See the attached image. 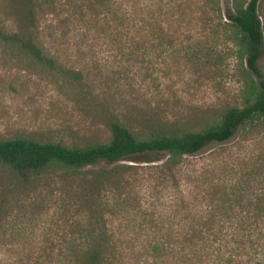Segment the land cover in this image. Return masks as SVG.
Masks as SVG:
<instances>
[{"label":"rangeland","instance_id":"1","mask_svg":"<svg viewBox=\"0 0 264 264\" xmlns=\"http://www.w3.org/2000/svg\"><path fill=\"white\" fill-rule=\"evenodd\" d=\"M123 2L133 9H128L130 17L131 11L136 14L121 35L111 28L110 13L105 15L107 29L100 30L104 13L95 7L81 11L86 22L65 23L69 5L64 0L55 13L42 10L35 20L28 19L23 0H0V28L26 33L35 24L49 55L64 67L80 70L89 92L137 137L147 124L201 128L206 118L225 107L241 105L249 87L256 85L232 28L224 18L209 14L202 0ZM220 2L222 9L230 5V0ZM258 11L264 33V0ZM204 46L213 49L207 59L196 54ZM259 66L264 72V55ZM84 96L74 80L0 45V139L27 136L68 147L109 141L103 112ZM260 132L246 140L236 135L226 144L183 156L172 170L161 167L169 162L164 153L150 154L148 162L120 160L111 165H123L122 173L110 177L112 185L94 189L90 199L95 202L99 194V202L109 210L97 215L96 227L105 228L111 242L125 247L122 256L117 254V264H150L137 247L146 242L148 231L189 226L177 221L183 215L192 218L185 204L218 175L215 165L262 156L264 129ZM96 170L83 168L84 173L72 176L50 169L32 185H18L0 170V198L9 199L0 212V264H62L64 247L87 223L78 205L85 194L80 179L92 178ZM205 170L207 174H201ZM175 210L180 212L174 216Z\"/></svg>","mask_w":264,"mask_h":264},{"label":"trees","instance_id":"2","mask_svg":"<svg viewBox=\"0 0 264 264\" xmlns=\"http://www.w3.org/2000/svg\"><path fill=\"white\" fill-rule=\"evenodd\" d=\"M23 1L27 7L26 15L31 20L42 10L55 13L60 0ZM260 1L230 0V5L226 4L222 9L220 0H202L209 14L224 18V24L232 28V37L246 68L256 80L242 104L225 107L206 118L198 129L175 130L147 124L142 137L135 136L117 113L95 99L80 70L64 67L57 57L49 55L34 29L35 24L33 30L26 33L6 32L0 28V45L16 48L48 69L74 80L84 98L103 112L110 132L109 141L92 142L82 147L38 141L27 136L0 139V170L18 185L35 184L41 174L50 169L73 176L84 173H81L83 168L97 167L92 178L80 179L79 185L85 187V194L78 205L87 223L77 231L75 240L64 247L62 264H117L120 260L117 254L122 256L120 250L125 247L111 242L112 234L105 228L96 227L94 221L97 215L109 210L99 202V194L98 201L90 199L94 189L98 190L102 184L112 185L110 177L122 173L123 165L111 167L117 161L140 159L148 162L151 161L150 154L164 153L169 162H163L161 167L172 170L181 164L178 160L183 156L197 155L211 144H226L236 135L246 140L261 133L264 129V72L259 63L264 55V33L258 11ZM64 3L69 5L65 23L73 19L86 22L81 11L95 7L96 11L104 13L100 30L107 29L109 22L105 15L110 13L111 28L118 35L136 14L131 11L130 17L128 9H133L123 0H64ZM77 8L79 13L74 10ZM76 14L80 18H72L71 15ZM212 50L204 46L196 54L207 59L212 56ZM249 159L231 165L228 162L215 165L218 175L211 176L207 185L196 193L193 202L185 204V211L190 210L192 218L183 215L177 219L179 224L186 221L189 226L150 229L146 242L137 246L140 256L150 264H165L168 260L173 264H264V154ZM108 167L111 168L107 170ZM204 173L207 174V170L201 174ZM8 202L6 195L0 198V212ZM179 212L175 210L174 216ZM165 221L161 219V222Z\"/></svg>","mask_w":264,"mask_h":264}]
</instances>
